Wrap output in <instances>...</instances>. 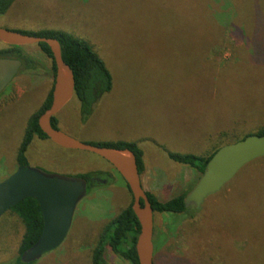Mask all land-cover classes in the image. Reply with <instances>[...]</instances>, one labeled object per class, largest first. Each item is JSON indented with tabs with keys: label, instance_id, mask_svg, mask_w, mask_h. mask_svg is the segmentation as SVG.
<instances>
[{
	"label": "rangeland",
	"instance_id": "rangeland-1",
	"mask_svg": "<svg viewBox=\"0 0 264 264\" xmlns=\"http://www.w3.org/2000/svg\"><path fill=\"white\" fill-rule=\"evenodd\" d=\"M208 1L12 0L0 13V27L29 35L68 33L101 58L110 90L87 105L86 116L73 97L56 115L58 128L90 144L137 143L142 187L166 201L188 192L199 177L168 153L206 156L264 125V61H251L244 43L225 35L219 14L229 26L240 22ZM236 8L247 15L241 23L250 20L247 2L237 0ZM220 40L226 44L217 51ZM21 50L35 66L22 64L0 93V181L19 167L28 120L54 81L51 61L37 44ZM26 158V165L50 173H97L62 245L35 262L91 264L103 227L131 202L124 180L105 159L49 139L35 137ZM7 227H14L10 214L0 219V238ZM153 244V264H264V157L246 164L199 209L154 213ZM104 258L130 264L108 246Z\"/></svg>",
	"mask_w": 264,
	"mask_h": 264
},
{
	"label": "water",
	"instance_id": "water-1",
	"mask_svg": "<svg viewBox=\"0 0 264 264\" xmlns=\"http://www.w3.org/2000/svg\"><path fill=\"white\" fill-rule=\"evenodd\" d=\"M0 42L8 46L48 45L55 64L52 101L50 107L38 117V125L57 146L93 153L110 163L122 177L132 195L131 208L139 225L135 241L138 264H153L154 212L142 187L134 152L129 148L85 143L51 125V118L68 104L75 91L74 73L62 58L59 41L0 27ZM20 68L19 59L0 58V92ZM261 157H264V134H250L220 147L208 160L194 186L186 193L185 207L199 209L208 195L220 191L246 164ZM86 193L87 181L83 178L50 173L29 165L19 166L0 181V219L14 205L28 197L37 201L42 214L41 235L21 254L23 263L37 261L62 245L69 232L75 208Z\"/></svg>",
	"mask_w": 264,
	"mask_h": 264
},
{
	"label": "trees",
	"instance_id": "trees-1",
	"mask_svg": "<svg viewBox=\"0 0 264 264\" xmlns=\"http://www.w3.org/2000/svg\"><path fill=\"white\" fill-rule=\"evenodd\" d=\"M11 1L12 0H0V13L8 8ZM238 1L241 2V0ZM244 1L247 2L250 7V20L245 18V23H241L240 18L242 14L247 17L245 12H242L244 9L239 8L240 11H238L236 8V11L233 10V6H236L237 0H209L208 2L210 7H213L214 11L217 13H223L227 16L228 12L230 13L231 11V17L240 23H238V25L235 27L231 25L229 26L224 20H222L224 18L223 15L219 14V17L216 18L217 25L226 32L225 35L228 37L237 39L244 43V46L246 49L248 48V51L250 52L249 59L251 61H254L257 58L260 59L261 57V60L264 61V6H262V4H264V0ZM36 36L56 38L59 41L61 45L62 58L71 67L74 73V97L81 104L80 114L82 116H86L87 112H89V107L87 105L96 103L102 94L111 88V74L106 68L105 64L86 43L68 33L61 31H50L48 33L36 34ZM225 44L226 43L220 40L216 43L214 49L217 51L221 50L222 47H225ZM38 46L50 59L53 74H55V64L50 48L46 43H40ZM21 47L22 46L3 45L0 47V54L7 53L14 55L18 58H21L24 67L28 69L34 67L35 62H32L33 58L22 53L23 51L21 50ZM221 53L222 52H216L218 55ZM214 62L216 66H218L219 63L216 61ZM32 63L34 65H32ZM52 88L53 84L40 107L30 116L28 120L23 139L18 149L16 159L18 166L27 164L26 151L35 137L39 139H49L40 129L38 125V117L51 105ZM51 125L54 128H58L59 125L56 116L51 118ZM250 134L263 135L264 125L257 126L253 133H248L243 138ZM222 135H225V133H222ZM93 145L115 148H129L136 156L139 174L142 172L144 168L143 151L137 145V143L123 141ZM217 149L218 148H215L206 156L178 153H168V156L175 162L189 165L195 169L200 176V174L205 169L206 163L217 151ZM256 160H259V158L253 160L252 162ZM75 176L85 179L87 181L88 189V186L92 187L94 185L93 178L98 175L96 172H88L78 173ZM186 193L187 192L177 195L169 200L162 201L159 200L155 194L146 191L154 213H181L186 211L191 207L190 206L186 208L184 205V197ZM131 204L132 195L131 202L128 207L125 208L119 215L111 219L107 224H105L101 233L99 234V237L97 238L96 245L93 248L91 264H106L104 252L107 246L110 247L113 252L128 260L130 264H138L135 251V241L139 231V225L137 218L131 208ZM7 212L5 214H10V218L14 224V227L3 228V231H1L2 238H0V264H35L36 261L23 263L20 259V256L25 250L31 247L38 240L43 229L42 214L37 201L33 197L25 198L14 205ZM5 239L8 240L6 241Z\"/></svg>",
	"mask_w": 264,
	"mask_h": 264
},
{
	"label": "flooded vegetation",
	"instance_id": "flooded-vegetation-1",
	"mask_svg": "<svg viewBox=\"0 0 264 264\" xmlns=\"http://www.w3.org/2000/svg\"><path fill=\"white\" fill-rule=\"evenodd\" d=\"M0 58L19 59V60L21 61V67H22L23 62H22L21 58H18V57L14 56V55L7 54V53H2V54H0ZM17 74H18V73H17ZM17 74H16V75H17ZM4 89H5V88H4ZM4 89H3V90H4ZM3 90H2V91H3ZM2 91H1V92H2ZM1 92H0V93H1ZM74 93H75V92H74ZM74 95H75V94H74ZM74 95H73V97H74Z\"/></svg>",
	"mask_w": 264,
	"mask_h": 264
}]
</instances>
